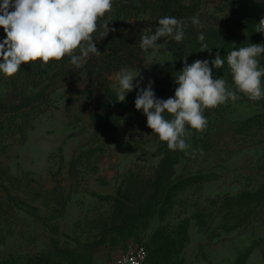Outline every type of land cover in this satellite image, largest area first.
Here are the masks:
<instances>
[{
	"label": "rangeland",
	"instance_id": "obj_1",
	"mask_svg": "<svg viewBox=\"0 0 264 264\" xmlns=\"http://www.w3.org/2000/svg\"><path fill=\"white\" fill-rule=\"evenodd\" d=\"M172 4L189 18L223 19L205 36L211 55L199 52L198 40L170 51L163 37L132 70L137 81L143 77L140 86L151 80L157 98L174 96L184 58L211 61L219 51L225 64L214 77L234 88L227 54L232 42L264 44L255 32L264 0ZM141 18L153 16L142 11ZM259 60L264 67V55ZM80 69L64 59L37 60L12 77L0 73L1 132L21 117L30 120L0 143V264H34L57 245H87L94 263L103 264L140 244L152 264H264V99L240 94L205 109L206 130H191L186 154L169 150L147 127L134 105L138 89L126 95L131 108L103 107L101 91L93 99L79 92L86 86ZM115 74L110 88L117 96Z\"/></svg>",
	"mask_w": 264,
	"mask_h": 264
},
{
	"label": "clouds",
	"instance_id": "obj_2",
	"mask_svg": "<svg viewBox=\"0 0 264 264\" xmlns=\"http://www.w3.org/2000/svg\"><path fill=\"white\" fill-rule=\"evenodd\" d=\"M112 11L113 0H2L0 28L5 32V39L0 42V73L12 77L22 65L37 60L46 65L50 60L61 61L65 57L76 69L81 68L88 58L102 54L97 43L116 31L115 27H110L111 15H106ZM98 21L102 28L99 40L93 36L98 30ZM190 22L198 28L203 27L198 17L193 16ZM157 25L154 33L141 35V50L161 47L158 41L163 37L171 36L175 42H182L189 22L164 16L159 18ZM255 32L264 34V18L256 24ZM197 39L199 52L207 51L211 55L213 47L205 42L203 32ZM231 44L226 62L234 88H229L223 77H214V70L222 69L225 64L217 51L211 61L197 59L189 64L187 57L184 58L180 74L174 79L178 87L174 96L167 99L157 98L153 81L149 80L146 87H141L143 77L137 81L139 73L133 75L132 70L121 67L115 74L119 85L116 102H125L126 95L138 89L134 105L146 116L147 127L160 141L167 143L169 150L187 154L191 145L186 142V137L193 134L191 130L198 133L206 130L205 109H215L229 100L236 102L240 94L253 101L264 99L261 80L264 67L260 66L259 60L264 55V44L250 43L240 48L235 42ZM165 113L170 114L171 119L166 118ZM200 151L202 153V149ZM127 259L125 257V264Z\"/></svg>",
	"mask_w": 264,
	"mask_h": 264
},
{
	"label": "trees",
	"instance_id": "obj_3",
	"mask_svg": "<svg viewBox=\"0 0 264 264\" xmlns=\"http://www.w3.org/2000/svg\"><path fill=\"white\" fill-rule=\"evenodd\" d=\"M150 11L152 19H142L141 12ZM111 15L113 21L110 27H115L116 31L102 39L99 50L102 54L91 56L81 67V74L84 78L85 87L79 91L90 99H93L94 93L98 90L105 95L104 100L98 101L103 107H122L131 108L132 97L126 98L123 103L116 102L117 96L111 92V76L118 72L121 67H127L130 70L142 68L146 61L148 51L141 50V35H150L154 33L159 18L164 16H174L176 18L187 19L189 26L185 30V36L182 42H175L171 36L167 39V48L170 51L179 50L185 43L198 40V35L203 32L208 35L214 27L221 26L223 19L218 15H208L199 18L203 27L198 28L191 25V18L184 9L175 8L172 0H113V11L107 13ZM93 34L96 39L101 38L102 28ZM69 62V58L65 57ZM42 110L43 109H39ZM30 120L21 117L18 120L10 122L7 126V132L2 133L0 129V143L3 140H9L20 134L28 125ZM6 130V129H5ZM190 180H197V177H191ZM163 252V247L158 250ZM149 251V250H148ZM164 253V252H163ZM150 254V253H149ZM167 255V254H166ZM155 258V257H154ZM34 264H95L93 255L88 251L87 245L79 247H68L62 249L57 245L56 252L41 257ZM150 264H152L150 256ZM158 264V263H156Z\"/></svg>",
	"mask_w": 264,
	"mask_h": 264
},
{
	"label": "built area",
	"instance_id": "obj_4",
	"mask_svg": "<svg viewBox=\"0 0 264 264\" xmlns=\"http://www.w3.org/2000/svg\"><path fill=\"white\" fill-rule=\"evenodd\" d=\"M125 257L128 258L126 264H150L148 248L143 244L131 246L123 253L103 264H125Z\"/></svg>",
	"mask_w": 264,
	"mask_h": 264
}]
</instances>
